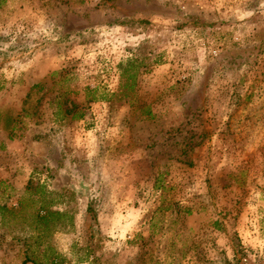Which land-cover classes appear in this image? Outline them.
Instances as JSON below:
<instances>
[{
    "label": "rangeland",
    "instance_id": "obj_1",
    "mask_svg": "<svg viewBox=\"0 0 264 264\" xmlns=\"http://www.w3.org/2000/svg\"><path fill=\"white\" fill-rule=\"evenodd\" d=\"M0 264H264V0H0Z\"/></svg>",
    "mask_w": 264,
    "mask_h": 264
},
{
    "label": "trees",
    "instance_id": "obj_2",
    "mask_svg": "<svg viewBox=\"0 0 264 264\" xmlns=\"http://www.w3.org/2000/svg\"><path fill=\"white\" fill-rule=\"evenodd\" d=\"M60 217H67V215L65 213H59V212H52V211H47L46 214L40 218L41 221H43L45 224H48V220H53V219H57ZM70 219V217H69Z\"/></svg>",
    "mask_w": 264,
    "mask_h": 264
}]
</instances>
